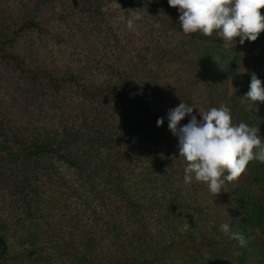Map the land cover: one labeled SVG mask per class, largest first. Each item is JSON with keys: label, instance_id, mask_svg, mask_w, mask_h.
<instances>
[{"label": "rangeland", "instance_id": "obj_1", "mask_svg": "<svg viewBox=\"0 0 264 264\" xmlns=\"http://www.w3.org/2000/svg\"><path fill=\"white\" fill-rule=\"evenodd\" d=\"M26 11L36 25L20 29ZM178 22L167 0H0V33L16 31L0 43V264H264V163L250 162L216 197L183 183L178 138L157 128L181 102L202 120L210 93L264 140V102L245 97L251 74L264 82V32L229 47L186 36ZM83 122L109 125L113 140L94 154L92 185L53 155L24 154Z\"/></svg>", "mask_w": 264, "mask_h": 264}, {"label": "clouds", "instance_id": "obj_2", "mask_svg": "<svg viewBox=\"0 0 264 264\" xmlns=\"http://www.w3.org/2000/svg\"><path fill=\"white\" fill-rule=\"evenodd\" d=\"M170 7L179 11V24L184 35L200 34L215 36L224 45L233 47L239 42H255L264 32V0H167ZM142 19L139 13L128 20L129 30L135 21ZM238 38V41H237ZM251 102H264V82L255 73L251 74L249 91ZM193 105L181 102L168 110V129L178 138L179 159L183 163V183L193 181L206 185L208 192L218 196L226 191L228 184L236 182L246 173L253 160L264 163V140L259 129L244 122L234 124L227 106L200 110L198 120L192 115ZM198 109V108H196ZM190 116V121L180 122ZM164 118L157 120L162 126ZM227 192V191H226ZM224 234H229L230 224L220 225ZM241 245L245 243L239 234H233Z\"/></svg>", "mask_w": 264, "mask_h": 264}, {"label": "trees", "instance_id": "obj_3", "mask_svg": "<svg viewBox=\"0 0 264 264\" xmlns=\"http://www.w3.org/2000/svg\"><path fill=\"white\" fill-rule=\"evenodd\" d=\"M33 14H30L29 11H26L23 18L21 19L20 29L32 27L35 26L36 23L34 22ZM15 22V21H14ZM8 29L11 26H17V22L10 23ZM16 31H12V35H9V33H0V43L5 42H12L14 40V33ZM2 51V49L0 48ZM45 75L44 77L47 79L49 84L53 86H60V79L55 80L52 75L49 72L42 71ZM32 73V72H31ZM33 75H35V72H33ZM231 81L234 86L242 85L241 79L238 76L231 75ZM73 82L77 83V80L74 76L69 77ZM88 95L86 97L88 100H91V102L94 101L96 98L95 95L87 92ZM208 97L210 99L209 102V109L212 107H215L212 102H215L217 99L216 96L209 93ZM131 99V98H130ZM220 99V98H219ZM138 101V100H137ZM137 101H130L133 106L136 107ZM98 102V107L102 109V106L100 105V102ZM136 109V108H134ZM148 112V111H147ZM101 112L97 111V118L101 117ZM149 113V112H148ZM165 121L162 126L157 127L159 130L162 131L164 135L170 134V138L172 137L177 138L173 136L171 131L168 129V120L165 117ZM110 127L109 125H105L101 130L98 129H89L86 127V124L83 122L82 124L78 125V128L76 130H73V128H67L63 127V129L59 132H54L53 135L50 137V135H47V140L45 142H37L29 143L27 147L24 149V154L26 155H53L57 157L59 160L63 161V163L67 164L70 167H73L80 176L85 175V182L88 184H93V181L96 179V177H99L98 170L101 165L99 161L94 160V154L98 153L99 150L102 151V148L105 146H111L109 145L113 140L108 137L107 129ZM168 136V135H167ZM77 147V148H76ZM107 180L111 182V178L108 177ZM113 190L117 191V185L113 184ZM132 204V203H130ZM133 236H135L136 233H132ZM138 234V240H137V246H141L143 241L146 242V239L142 240V235ZM124 245V244H123ZM126 245V244H125ZM127 245L129 247H133V239H128ZM123 248V246H121ZM7 250V243L5 238L0 234V258L5 254ZM116 250V249H115ZM126 259H129L128 256L121 255ZM113 256H111L109 259H112ZM132 259V258H130ZM105 264H112L110 261H107ZM129 264H134L133 261Z\"/></svg>", "mask_w": 264, "mask_h": 264}]
</instances>
